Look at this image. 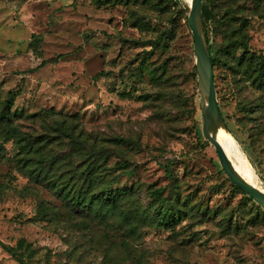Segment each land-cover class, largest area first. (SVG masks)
<instances>
[{"label":"rangeland","instance_id":"1","mask_svg":"<svg viewBox=\"0 0 264 264\" xmlns=\"http://www.w3.org/2000/svg\"><path fill=\"white\" fill-rule=\"evenodd\" d=\"M190 1L0 0V110L12 133L0 131V264H264V210L233 186L201 131ZM206 2L225 130L264 189V81L234 67L241 53L252 62L245 51L264 57V0ZM62 117L108 139L114 185L131 188L104 213L21 166L44 136L49 155L67 149L52 131ZM164 198L174 207L166 223L154 216Z\"/></svg>","mask_w":264,"mask_h":264},{"label":"trees","instance_id":"2","mask_svg":"<svg viewBox=\"0 0 264 264\" xmlns=\"http://www.w3.org/2000/svg\"><path fill=\"white\" fill-rule=\"evenodd\" d=\"M201 6L204 34L214 67L217 64L218 58L216 51H213L208 43V28L206 24L207 21L215 20L216 15L213 13L212 6L206 0H201ZM133 22L134 24H138V20H134ZM121 40L124 43L131 42L133 44L142 42L141 39L125 36H121ZM156 40L158 41L159 38ZM230 45L242 47L244 50L247 49L246 42L239 37H234ZM245 52H249L248 58L252 62L244 64L245 53H241L237 56L234 67L238 68V72L244 76L247 75L253 79L264 81V57H257L254 51ZM252 59H256L255 63ZM193 68L194 75H197L195 65ZM10 121V114L4 108L1 109L0 131L3 132L2 136L4 137L11 133V130L8 128ZM52 131L56 132L58 136L57 144H63L66 141L67 149H58L49 155L44 148L46 145L52 143L51 139L46 136L39 139L40 143L36 149L38 151L37 160L32 165H28L25 161L21 165L23 168H27L29 175L49 180L50 186L58 196L63 197L71 203L87 208L93 213H104L112 209L116 203H121L131 188L114 185L115 182L112 179L113 177L111 178L110 166L108 164L109 156L112 154L109 151L110 145L107 143L108 139L93 135L91 132H86L82 127L77 128L75 123L71 122L68 124V118L66 117L57 119L55 125L52 126ZM111 139L114 144H129L132 142L130 138L121 136H114ZM116 164L118 168H125L127 161L123 159L117 161ZM124 172L125 174H131L132 170L126 169ZM166 173L170 175V170L166 169ZM48 174H50L49 177ZM233 186L239 189L236 185L233 184ZM239 190L243 192L241 189ZM150 194L155 198L160 197L158 189L151 190ZM248 197L254 201L249 195ZM163 201L166 204L161 209L155 211L154 216L159 221L166 223L173 219L174 207L168 202L167 198H164ZM0 244L5 246L1 241Z\"/></svg>","mask_w":264,"mask_h":264},{"label":"water","instance_id":"3","mask_svg":"<svg viewBox=\"0 0 264 264\" xmlns=\"http://www.w3.org/2000/svg\"><path fill=\"white\" fill-rule=\"evenodd\" d=\"M184 5L187 11V24L193 40V53L200 95L202 134L213 145L218 162L229 180L264 208V190L248 182L240 175L234 168L223 146L211 132V129L217 126L226 129V125L217 102L213 65L202 26L201 0H191L189 6Z\"/></svg>","mask_w":264,"mask_h":264},{"label":"bare ground","instance_id":"4","mask_svg":"<svg viewBox=\"0 0 264 264\" xmlns=\"http://www.w3.org/2000/svg\"><path fill=\"white\" fill-rule=\"evenodd\" d=\"M188 1V0H187ZM190 5V3H189ZM212 134L217 138L220 144L223 146L226 154L230 158L234 168L240 173L243 178H245L248 182L253 185L259 187L254 180V173L250 167L241 168L238 164L240 161L241 152L238 149L235 139L230 135L225 128L221 126H217L211 129ZM260 188V187H259ZM262 189V188H261ZM264 190V189H263Z\"/></svg>","mask_w":264,"mask_h":264}]
</instances>
